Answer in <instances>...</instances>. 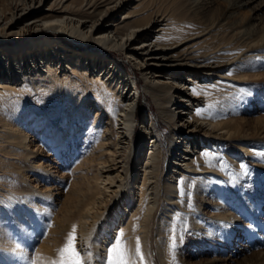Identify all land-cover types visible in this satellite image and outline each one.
I'll return each mask as SVG.
<instances>
[{"label":"bare ground","instance_id":"bare-ground-1","mask_svg":"<svg viewBox=\"0 0 264 264\" xmlns=\"http://www.w3.org/2000/svg\"><path fill=\"white\" fill-rule=\"evenodd\" d=\"M1 1L0 39L33 33L44 37L0 47V151L29 148L28 132L32 126L34 131L43 129L42 137L47 136L52 145L62 148V157L71 152L68 143L75 134H89L93 139L89 145L92 150L71 168L75 176L68 195L72 196L62 221L67 234L75 226L76 247L84 264L90 261L89 253L96 264H105L108 246L120 231L133 261L139 260L135 257L137 239L141 238L143 248L149 246L153 219L159 224L153 233L154 237L155 232L160 234L155 238L160 259L163 264H170L166 250L170 239L165 231L176 219L181 189L186 192L193 186L199 192L219 184L216 174L221 145L205 144L204 138L213 137V133L219 139L230 137L229 130L222 126L219 109L211 105L213 98L219 97L217 78L202 75L198 70L211 62L221 64L219 55L208 58L195 53L192 50L198 41L179 50L183 43L209 32L202 29L189 34L186 23L173 12L158 5L151 7L142 0ZM207 1L189 0L194 11H199L200 4ZM253 1L230 0V8L240 9ZM258 15L254 17L257 20L262 18ZM233 28L234 35L242 32L240 44L248 48L246 60L252 56L255 61L262 58L251 49H264L263 30L248 32L242 27ZM51 32L78 45L94 41L99 47L78 49L62 38L52 37ZM251 36H256L255 43L249 41ZM111 49L121 51L125 61L108 58ZM226 49L230 47L220 52ZM234 61L236 58L228 57L222 64L227 67ZM125 63L138 70L147 84L146 91L160 107V117L172 124L173 139L179 138L165 167H162V141L153 119L144 116L139 121L136 117L140 87L137 75L126 72ZM90 96L95 99L93 105L109 115L115 133L113 140L108 130L96 124L97 115L92 116V123L85 118L84 106ZM229 96L232 99L236 95ZM172 97L175 109L168 105ZM59 125L69 127L71 134L53 137L54 133H62ZM254 152L247 148L245 156ZM49 165L45 161L32 164V172L38 175H31V180L47 184L55 175ZM8 169L0 164V181H4ZM22 178L30 179L26 175ZM44 186L37 193L52 196ZM8 191L6 183L0 182V198L5 200ZM28 203L32 209H40L35 195ZM4 240L5 245L7 238ZM45 240L38 249L41 261L38 264H47L53 258V247L60 241L54 237Z\"/></svg>","mask_w":264,"mask_h":264},{"label":"rangeland","instance_id":"rangeland-1","mask_svg":"<svg viewBox=\"0 0 264 264\" xmlns=\"http://www.w3.org/2000/svg\"><path fill=\"white\" fill-rule=\"evenodd\" d=\"M142 1L151 7L158 5L161 9L173 12L178 20L186 23V31L189 29L187 31L189 34L198 33L202 29L204 32H209L183 43L179 46V50L198 41V45L192 51L208 58L219 55L217 59L221 60L220 66L211 62V65L198 70L202 75L217 78L218 82H215L219 97H214L211 105L219 109L222 126L230 132L228 139L225 137L219 139L214 133L213 137L204 138L205 144L221 145L220 166H217L219 174H216L219 184L217 187L203 190L204 192H197L193 186L184 192L176 219L166 227L165 231L170 239L166 246L169 262L170 264H264V49L260 50L258 47L251 49L259 53L262 58L255 61L252 56L246 60L244 55L247 54L248 48L240 44L243 40L242 32L236 33L237 35L231 33L233 26L242 27L248 32L261 29L264 33V8H261L264 0H254L249 6L240 9L230 8V0H208L200 4L199 11H194L189 0ZM1 4L0 0V7ZM257 14L262 18L255 19ZM118 15L122 16L124 13ZM50 34L54 38H62L64 42L78 49L99 47L94 41L78 45L79 43H74L58 33ZM42 37L44 34L33 33L32 36L0 39V47ZM254 37L256 36H251L249 41L254 40L255 43L257 39ZM226 46H229L230 50L220 52ZM107 57L125 61L123 53L119 50H108ZM228 57L236 58L237 61L226 67L222 62ZM125 64L126 72L133 76L137 75L136 80L140 87L141 96L139 106L137 105L135 110L136 117L139 121L144 116L153 119L162 141V167H165L173 151V145L179 141V138L173 139L172 124L160 117V107L154 96L146 91L147 84L138 70L128 63ZM229 94L236 96L229 99ZM93 104L95 99L90 96L84 106L85 118L92 123L94 120L92 116L97 115L96 124H100L103 130H108V135L113 140L115 133L109 115ZM175 104V97L174 99L172 97L168 105L175 109L177 107ZM89 111L92 113L87 114ZM55 127L57 128V125ZM32 128L33 126L28 132L29 148L26 147L27 149L19 152L0 151V164L10 167L5 173L4 181H0L5 182L9 189V195H5V200L0 198V264L40 263L38 249L42 247V242L46 241V238L52 237L59 238L60 241L56 247L52 246L54 256L46 263L53 264V261L58 259V250L64 246L68 237L67 227L62 228V221L68 212L67 208L70 207L68 199L72 196L68 195L69 190L71 194L72 179L75 176V173H71V168L81 162L92 150L89 146L93 144L90 135L77 133L72 142L68 143L71 152L64 155V159L61 156L64 153L62 148L52 145L47 136L42 137L43 129L34 131ZM58 129H63L62 133L59 135L54 133L53 137L60 138L65 133L71 134L69 127L63 128L59 125ZM135 133L139 135V126ZM247 148H252L255 152L245 156ZM26 154L30 155L26 157ZM40 161L50 164L55 174L47 184L43 180H31V175H38L35 171L32 172V164ZM23 175L29 176L30 179L25 181ZM61 175H63L62 179H60ZM43 186L53 195L45 197L41 193L38 194L36 190ZM2 188L4 190V187ZM32 194L39 204V210L32 209L28 203ZM22 198L26 201L21 200ZM1 201L4 202V207ZM158 227V221L153 219L148 236L149 246L146 249L141 246L144 255L142 264L149 262L163 264L155 239L160 234L155 232L154 237L153 233ZM173 236H175L174 243ZM5 237L7 240L4 245ZM139 241L141 245L143 243L141 238ZM86 264H96L95 257L90 258ZM134 264H141V261H134Z\"/></svg>","mask_w":264,"mask_h":264},{"label":"snow or ice","instance_id":"snow-or-ice-1","mask_svg":"<svg viewBox=\"0 0 264 264\" xmlns=\"http://www.w3.org/2000/svg\"><path fill=\"white\" fill-rule=\"evenodd\" d=\"M195 92V89H193ZM181 197L185 195L183 189L180 192ZM191 205L189 204V207ZM76 228L73 226L72 231L68 234L65 244L58 250V259L53 261V264H84L81 252L76 247ZM124 233L119 232L118 236L108 246L107 260L105 264H134L133 257L129 250L126 248L124 241L122 240ZM175 242V236H173V243ZM91 258V253L88 254ZM135 257H138L142 262L144 261V255L141 252V245L139 239L136 242ZM35 264V262H33Z\"/></svg>","mask_w":264,"mask_h":264}]
</instances>
